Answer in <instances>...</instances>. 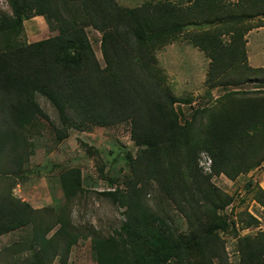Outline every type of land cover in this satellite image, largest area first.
I'll use <instances>...</instances> for the list:
<instances>
[{"label": "trees", "instance_id": "16d2710c", "mask_svg": "<svg viewBox=\"0 0 264 264\" xmlns=\"http://www.w3.org/2000/svg\"><path fill=\"white\" fill-rule=\"evenodd\" d=\"M8 2L13 15L0 19V154L9 159L8 166L22 171L32 151L27 127L38 116H47L37 93L59 112L65 125V131L58 129L59 139L68 136V128L77 124L74 119L80 126L130 120L131 138L140 147L136 158L130 152L124 155L133 178L126 189L105 192L126 207V219L113 234L92 238L97 264H167L174 258L177 264H215V257L223 259L220 233L233 227L220 211L233 197L213 184L212 177L224 174L234 180L264 159V94L247 98L229 94L227 102L207 109L206 122L184 126L174 106L176 97L154 64V50L185 25L171 0L138 8L123 7L116 0ZM193 9L199 17L214 15L238 24L229 29L233 44L220 47L215 40L212 46L205 44L212 59L209 81H217L218 74L246 63L244 36L249 27L239 24L264 13V0H194L187 14ZM37 15L44 16L56 33L19 42L18 28ZM87 25L102 34L105 66L95 54ZM246 73L241 71L239 82ZM202 151L211 156L212 172L200 166ZM7 164L0 163V172L11 169ZM82 179L80 167L60 174L67 202L84 191ZM153 184L190 220L191 232L175 231L168 218L148 206L145 197ZM13 186L0 195V235L26 225L32 226V234L6 248L15 258L12 264L28 250L31 264H51L57 257L61 264H70L80 234L71 224L67 205L37 209L17 197ZM256 198L264 206L262 187ZM237 236L239 264H264V235ZM23 262L28 264V259Z\"/></svg>", "mask_w": 264, "mask_h": 264}, {"label": "rangeland", "instance_id": "374dc122", "mask_svg": "<svg viewBox=\"0 0 264 264\" xmlns=\"http://www.w3.org/2000/svg\"><path fill=\"white\" fill-rule=\"evenodd\" d=\"M126 8H138L166 0H116ZM179 9L184 28L165 44L154 50L157 61L155 71L165 84L171 87L176 97L175 109L182 125L196 120L206 122L210 116L207 109L220 102H227L229 94L236 98L256 97L264 94V13L249 16L239 25L245 32L247 61L233 67L227 73L218 74L217 81L209 80L211 56L205 44L225 47L231 41L232 24L229 20L211 17H199L198 13L187 11L194 0H171ZM226 3L231 0H225ZM234 0H232L233 2ZM186 13V14H185ZM12 16L13 11L8 0H0V19ZM86 30L92 47L102 66L105 61L101 52L102 34L94 27L87 25ZM56 32L52 31L43 16L37 15L24 20L17 30L19 42H34L45 39ZM212 46V45H211ZM211 48V47H208ZM249 66V68H247ZM246 70L244 82H239L241 71ZM223 75H227L223 77ZM223 77V78H222ZM225 79L226 82L220 81ZM36 100L47 115L38 116V120L27 127L28 140L32 151L26 158L22 171L8 166L9 159L0 154V163H8L5 172H0V195L13 183V193L29 202L37 209L48 206L67 205L72 219V226L80 234L78 242L72 247L69 256L70 264H97L93 254L92 238L108 236L126 219V207L105 192L115 189H126L127 181L133 178L131 163L124 156L127 152L136 158L140 147L131 138V121H121L110 126L75 125L68 128V136L59 139L58 129L65 131L56 107L50 100L36 94ZM204 108V109H203ZM75 122V123H76ZM207 164L204 158L200 166ZM72 167H80L83 172L84 191L79 192L67 202L60 183V174ZM17 171V172H16ZM212 183L233 197L230 205L221 210L229 218L233 227L220 233L221 243L225 247L224 258L214 259L215 264H239L238 235H264V206L256 198L257 190L264 189V159L249 172L232 180L226 175L214 174ZM145 200L150 208L169 219L175 231L189 233L192 231L190 220L181 213L165 193L153 184ZM44 211V210H42ZM208 211V210H207ZM45 213V212H44ZM43 213V214H44ZM254 216L253 219L251 216ZM208 219V216L204 215ZM250 223V224H249ZM56 228L50 233L52 234ZM32 226L26 225L0 235V264H12L14 259L6 249L17 241L29 239ZM17 257V264L23 260L32 262V252L25 251ZM51 264H61L55 258ZM167 264H177L174 258ZM197 264V263H195Z\"/></svg>", "mask_w": 264, "mask_h": 264}, {"label": "built area", "instance_id": "2783aa9c", "mask_svg": "<svg viewBox=\"0 0 264 264\" xmlns=\"http://www.w3.org/2000/svg\"><path fill=\"white\" fill-rule=\"evenodd\" d=\"M202 158L205 159V161H207V164L204 165V172H212V168H211V156L209 154H207L206 152H201V162H202Z\"/></svg>", "mask_w": 264, "mask_h": 264}, {"label": "clouds", "instance_id": "9594fccd", "mask_svg": "<svg viewBox=\"0 0 264 264\" xmlns=\"http://www.w3.org/2000/svg\"><path fill=\"white\" fill-rule=\"evenodd\" d=\"M41 16V15H40ZM44 17V16H43ZM203 152V151H202ZM200 156H201V154H200ZM200 163H201V158H200Z\"/></svg>", "mask_w": 264, "mask_h": 264}]
</instances>
